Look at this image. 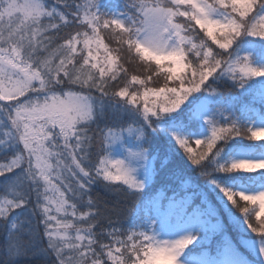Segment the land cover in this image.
<instances>
[{"label": "snow or ice", "instance_id": "snow-or-ice-1", "mask_svg": "<svg viewBox=\"0 0 264 264\" xmlns=\"http://www.w3.org/2000/svg\"><path fill=\"white\" fill-rule=\"evenodd\" d=\"M0 4L4 264H18L29 255L41 257L39 264H180L192 235L161 242L146 231L102 227L104 221L112 224L119 210L101 207L90 195L95 177L103 176L107 189L126 188L132 196L143 192L145 182L125 161L93 152L120 139L121 132L93 131L92 125L105 100L113 97L152 123L153 117L177 112L193 93L210 88L213 77H227L240 87L264 78L253 53L241 54L242 38L264 40V0H128L118 16L100 11L99 0ZM133 31L138 38L124 40V49L134 47L137 55L166 53L154 56L155 73H130L120 37ZM158 78L164 80L159 86ZM207 123L210 135L203 138L174 134L202 174L211 179L220 172L234 180L229 174L264 169V159H220L223 145L234 137L264 141V128L244 130L236 122L215 119ZM132 155L146 159L142 153ZM212 183L243 213L256 234L250 243L264 257V190ZM109 238L111 243H105Z\"/></svg>", "mask_w": 264, "mask_h": 264}, {"label": "trees", "instance_id": "trees-1", "mask_svg": "<svg viewBox=\"0 0 264 264\" xmlns=\"http://www.w3.org/2000/svg\"><path fill=\"white\" fill-rule=\"evenodd\" d=\"M113 1L115 0L105 1L103 5L99 4L100 11L108 15L113 14L114 10L111 9ZM49 2L54 3V0H49ZM243 53L242 49L241 54ZM222 80L225 81L219 88L215 87V92H213L215 93L214 101H205L201 98L204 105L201 103L197 106L196 104L191 105L188 114L181 115L178 110L162 114L159 118L153 117L152 123L146 121L136 109L123 105L122 101L105 100L102 114L92 125L93 131H106L109 128L117 131L129 128L139 129V140L153 161L154 174L150 184L144 188L142 193L135 196L130 195L126 188L106 189L100 182L90 185V195L101 202V207L106 205L108 209L119 210L117 215H113L112 224L102 222L104 229L110 231L116 227L122 232L135 230L148 233L151 231L148 224L151 217L156 222V213L169 210L173 201L182 199L187 201L188 208L198 207L207 216L219 221L218 227L214 230L195 234L189 253L201 252L203 249H209L214 253L221 252L226 242L232 241L255 264L264 263V257L259 255L258 247L250 243L256 240V234L248 228L243 213L227 202L226 198L222 199L223 193L216 184L212 183L214 179L223 186L242 187V183L257 181L253 174L246 173V176H240L241 172L231 173L229 175L235 176L236 179L225 180L224 173L214 172L210 179L209 176L202 174L199 166L191 162L187 153L174 138V134H177L194 139L203 130V119L206 117L218 120L220 123L236 122L244 130H248L249 126L251 127L259 117H264V102L252 100L253 92L250 87L256 86L257 80L249 81L244 87L234 84L227 77ZM94 94L98 95V93ZM255 99L257 100L256 96ZM200 106L206 108L208 114L205 115V111L201 110ZM237 144L254 148L262 147L245 135L234 137L223 145L224 150L220 158L222 162L234 160L233 152ZM192 147H196L194 143ZM95 151L93 149V152ZM104 152H107V145L104 147ZM261 175L264 177V169ZM3 179L0 177V182ZM240 203L243 202L240 201ZM249 207L252 206L249 205ZM40 228L43 231L42 223ZM96 230L100 231V227L98 226ZM6 241V234L0 231V249L4 247ZM43 243L47 244L46 236ZM105 243H111L110 238L105 240ZM41 259V257L29 255L21 257L18 264H39ZM54 259L53 255L49 261ZM0 264H4L2 257H0Z\"/></svg>", "mask_w": 264, "mask_h": 264}, {"label": "rangeland", "instance_id": "rangeland-1", "mask_svg": "<svg viewBox=\"0 0 264 264\" xmlns=\"http://www.w3.org/2000/svg\"><path fill=\"white\" fill-rule=\"evenodd\" d=\"M105 1L112 0H99V4L103 5ZM123 11H117L111 15H119ZM243 42L249 41L250 45L246 49L245 52H251L255 56L257 53H262L264 57V40L257 41L252 37H244L242 38ZM253 56V57H254ZM166 63V62H164ZM260 67H264V59L261 61ZM225 77H221L216 79L213 77L208 84L211 86L210 88H202L201 91L197 93H193L181 106L178 113L181 115L188 114L189 107L193 104H203L204 101H214L215 93L211 91L214 87H220L221 84L225 81L222 80ZM258 81L256 86L250 87L253 92V101H263L264 102V78H254L250 81ZM204 92V93H203ZM257 97V100L255 99ZM3 103H14V102H3ZM125 105L123 102H121ZM131 106V105H129ZM134 108L133 106H131ZM135 109V108H134ZM200 109L205 111L208 114L207 109L203 106H200ZM199 110V108H198ZM209 119H203V131L200 135L196 136V138H203L207 135H210V126L207 123ZM264 128V120H260L257 123H254L249 129H258ZM248 129V130H249ZM139 130V129H138ZM137 128H129L126 130H118L121 132L120 139L107 145V149L111 148L113 150V156L111 157L114 160H123L125 163L135 169V175L138 179H141L145 182V188L150 184L153 179L154 174V165L151 158H149L146 150L143 149L142 144L139 140V131ZM195 138V139H196ZM257 141V140H253ZM264 142V141H257ZM110 151V150H108ZM133 153H142L146 159H140L138 156H133ZM236 159H252V160H261L264 159V153H259L257 155L250 154V151L247 149L241 150V152L236 156ZM263 169L257 170L255 172H251L256 180H264L263 175H261ZM246 173L249 172H241L240 176H246ZM264 190V188L262 189ZM260 191V190H258ZM160 211V210H159ZM160 224L155 226V220L153 217L149 220V228L151 231L148 232L149 235H155L156 240L165 241V240H175L180 237L186 235L195 236L198 232H207L208 230H214L218 227L219 221L215 220L213 217H209L205 212L200 211L195 208H188L187 201L178 199L172 202L171 210L169 212L162 211L159 213L158 217ZM194 243V242H193ZM191 246L185 250L183 255L180 257V264H253L251 260L241 253L234 242L230 241L226 244V250L223 258L220 262L216 261L214 257L212 258L209 252H204L201 255L194 256L192 258H187L186 254L191 250ZM263 263V261L261 262ZM264 264V263H263Z\"/></svg>", "mask_w": 264, "mask_h": 264}, {"label": "clouds", "instance_id": "clouds-1", "mask_svg": "<svg viewBox=\"0 0 264 264\" xmlns=\"http://www.w3.org/2000/svg\"><path fill=\"white\" fill-rule=\"evenodd\" d=\"M128 2V0H126V3ZM6 3V0H5ZM0 6H4V4H0ZM109 36L112 35V33H108ZM138 38V35L135 31L131 32V34L129 33H123L120 37L121 41H122V49H123V55H125L126 59L128 61H130V68L129 71L132 74H136V75H148V74H152L155 73L157 70V66L154 62V56L155 55H164L166 53H148V54H141V55H137L135 48H123V41L127 40V39H132V40H136ZM165 64L171 65V62L169 61H165ZM181 75H183V73H181ZM219 79V78H216ZM45 83L48 84V86L50 87V82H48L47 80H45ZM164 83V80L162 78H158L156 80V84L159 86L161 84ZM41 87L44 86V84L40 85ZM113 100H115V97L112 98ZM97 154H102L103 155H107L104 152V149L101 150L99 148V146H97V148L95 149ZM239 162H245L243 160H240ZM96 182H100L105 188H106V183H105V179L103 176H96L95 180L93 183H90V185L96 183ZM107 189V188H106ZM155 236V235H153Z\"/></svg>", "mask_w": 264, "mask_h": 264}]
</instances>
